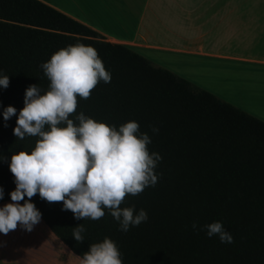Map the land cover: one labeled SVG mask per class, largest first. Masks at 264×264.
<instances>
[{"label":"trees","instance_id":"16d2710c","mask_svg":"<svg viewBox=\"0 0 264 264\" xmlns=\"http://www.w3.org/2000/svg\"><path fill=\"white\" fill-rule=\"evenodd\" d=\"M77 44L97 50L111 81L101 80L87 100L77 97L69 119L78 126L75 116L83 112L117 130L137 122L151 138L149 154L161 160L155 186L127 195L120 205L134 206V216L145 210L146 222L122 232L107 208L99 220H77L62 210L63 202L49 203L37 193L30 202L51 232L82 259L107 237L122 264H264V121L40 0H0V78L10 80L6 89L0 86V202L11 200L16 188L11 156L30 154L40 139L21 140L13 132L26 89L36 84L45 94L50 81L40 65ZM8 106L17 112L5 121ZM194 222L200 228L222 222L233 242L194 231ZM80 224L84 240L77 242L73 231Z\"/></svg>","mask_w":264,"mask_h":264},{"label":"clouds","instance_id":"9594fccd","mask_svg":"<svg viewBox=\"0 0 264 264\" xmlns=\"http://www.w3.org/2000/svg\"><path fill=\"white\" fill-rule=\"evenodd\" d=\"M40 67L50 81L49 90L42 95L36 84L26 89L25 106L13 130L21 140L26 136L40 139L30 154L20 151L11 156L9 167L16 188L10 193L13 203L0 208V233L7 235L18 225L27 232L33 231L42 218L30 202L37 193L49 203L63 202L62 210H71L77 220H99L107 208L122 232L146 222L145 210L134 216V206L122 209L120 205L127 195H139L157 183L154 169L161 157L157 153L149 154L150 136L140 133V126L134 121L117 130L115 126L86 117L83 112L75 116L78 126L69 119L76 112L77 97L87 100L101 80L111 81L97 50L83 44L70 45L54 53ZM9 84V76L0 78L4 89ZM16 112L8 106L3 111L4 120L8 121ZM62 123L67 126L58 127ZM46 125L50 131L44 130ZM3 196L0 187V199ZM25 196L28 200L21 205L19 202ZM192 229L206 230L209 238L218 236L221 243L233 242L222 222L202 228L194 222ZM84 231L82 224L74 228L77 242L84 240L81 235ZM82 264H122L121 253L116 243L105 237L103 242L91 244Z\"/></svg>","mask_w":264,"mask_h":264},{"label":"crops","instance_id":"0c3cea01","mask_svg":"<svg viewBox=\"0 0 264 264\" xmlns=\"http://www.w3.org/2000/svg\"><path fill=\"white\" fill-rule=\"evenodd\" d=\"M157 66L194 78L177 63L249 68L250 87L264 100V0H40ZM176 62V63H175ZM251 115L264 121V109ZM13 203L12 200L0 205ZM41 220L0 233V264H82Z\"/></svg>","mask_w":264,"mask_h":264},{"label":"rangeland","instance_id":"374dc122","mask_svg":"<svg viewBox=\"0 0 264 264\" xmlns=\"http://www.w3.org/2000/svg\"><path fill=\"white\" fill-rule=\"evenodd\" d=\"M177 66L187 74L194 75V78L187 77V75L182 77L195 86L209 91L221 100L249 114L254 110L256 112L264 109V100L260 97L255 98L258 93L250 87L251 81L249 68L247 67L225 64L214 69V71L206 72L211 66L207 63H201L194 68H188L186 65L179 63H177ZM164 68L170 70L168 67Z\"/></svg>","mask_w":264,"mask_h":264}]
</instances>
